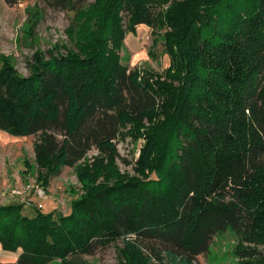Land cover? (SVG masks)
<instances>
[{
	"label": "trees",
	"instance_id": "16d2710c",
	"mask_svg": "<svg viewBox=\"0 0 264 264\" xmlns=\"http://www.w3.org/2000/svg\"><path fill=\"white\" fill-rule=\"evenodd\" d=\"M165 1L98 0L90 8L98 25L92 50L35 53L26 77L8 59L0 67V130L38 135L33 152L44 187L93 149L115 158L122 130L156 115L161 90L170 106L162 131L140 134L141 172L169 158L164 174L88 187L89 172L80 171L86 193L57 219L0 205V243L20 249L15 264H84L81 256L115 243L121 264H197L228 228L238 238V264H264V0L189 8L185 26L166 34L169 73L183 71L178 88L129 70L106 50L123 37V16L131 32L153 28L154 8ZM44 2L78 12L86 0ZM179 17L168 19L171 28Z\"/></svg>",
	"mask_w": 264,
	"mask_h": 264
},
{
	"label": "rangeland",
	"instance_id": "374dc122",
	"mask_svg": "<svg viewBox=\"0 0 264 264\" xmlns=\"http://www.w3.org/2000/svg\"><path fill=\"white\" fill-rule=\"evenodd\" d=\"M98 0H86L78 12L64 11L49 6L44 0H24L15 7L0 0V67L8 59L16 72L28 76L31 58L35 53L46 55L56 50L62 54L80 55L93 49V39L98 25L91 19L90 8ZM210 0H166L158 3L154 12L158 17L155 27L136 26L135 31L128 29V20L123 16L121 40L110 43L106 50L112 51L129 70H137L149 80L180 86L183 71L178 68L175 74L169 73L171 59L166 53V34L182 29L191 16V8L205 6ZM87 10V11H86ZM82 11V12H81ZM81 12V13H80ZM199 13H205L203 8ZM180 16L175 27H170L168 19ZM206 17L213 20L211 15ZM219 20V18H218ZM172 24V25H173ZM169 93L161 90V99L156 115L142 124H130L119 136L115 158L100 155L91 150L77 166L59 169L49 176L47 186L39 180L33 144L35 136H15L0 130V205H21L22 214L33 217L35 211L52 213L54 218L66 215L71 204L86 193L88 187L112 184L117 180H145L167 172L170 160L155 164L150 172L143 174L138 162L139 149L143 144L140 134L145 130L162 131L169 112ZM103 172H99L103 169ZM166 169V170H165ZM89 172L90 181L83 184L79 172ZM45 189H44V188ZM121 244H111L97 250L92 255L81 256L84 264H121L119 248ZM238 238L228 228L217 233L210 244L209 252L198 257L197 264H238L236 255ZM264 251V247L261 248ZM20 249L5 250L0 243V263L15 264ZM48 264H64L52 260Z\"/></svg>",
	"mask_w": 264,
	"mask_h": 264
},
{
	"label": "crops",
	"instance_id": "0c3cea01",
	"mask_svg": "<svg viewBox=\"0 0 264 264\" xmlns=\"http://www.w3.org/2000/svg\"><path fill=\"white\" fill-rule=\"evenodd\" d=\"M141 26H143V25H141Z\"/></svg>",
	"mask_w": 264,
	"mask_h": 264
}]
</instances>
